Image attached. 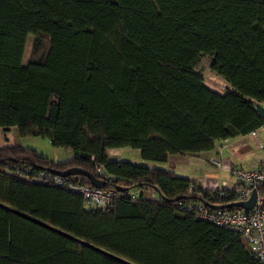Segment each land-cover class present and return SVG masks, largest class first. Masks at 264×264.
Segmentation results:
<instances>
[{"label": "trees", "instance_id": "obj_1", "mask_svg": "<svg viewBox=\"0 0 264 264\" xmlns=\"http://www.w3.org/2000/svg\"><path fill=\"white\" fill-rule=\"evenodd\" d=\"M202 55L223 78V93L197 70ZM257 103L264 105V0H0V128L73 153L60 161L0 145V203L136 264H263L241 234L178 207L217 205L196 180L172 163L109 153L130 147L166 164L170 154L211 150L264 125ZM72 166L105 181L114 192L108 206L88 208L51 176ZM233 187L223 205L240 184ZM146 190L160 193L148 198ZM0 264L126 263L0 206Z\"/></svg>", "mask_w": 264, "mask_h": 264}, {"label": "built area", "instance_id": "obj_2", "mask_svg": "<svg viewBox=\"0 0 264 264\" xmlns=\"http://www.w3.org/2000/svg\"><path fill=\"white\" fill-rule=\"evenodd\" d=\"M214 88L221 93L224 91V89L216 86ZM250 134L254 137L258 136L257 130L252 131ZM259 145L264 150V144L261 141H259ZM214 162L220 165L216 160ZM227 168L235 177L236 183L240 184V188L236 191L234 199L227 200V202L247 201L255 191L257 193L256 201L250 210L240 207L212 208L204 202L194 200L180 202L178 207L193 212L197 217L212 222L217 226L238 232L245 238L255 257L264 264V198L262 196L263 193L260 192V189L264 186V159L252 169L235 166ZM51 176L59 182H66L70 188L81 193L85 198V204L88 208L106 207L114 196L113 190L105 187L97 188L88 183L74 182L69 177ZM234 185L226 186L224 184L223 187L200 186L201 188L208 189L204 191L207 198L217 201L215 202L217 205H222L224 202L220 201L228 197L227 192L228 190L233 191ZM224 188L228 189L225 190ZM194 189L195 186L191 184L190 190ZM129 195L136 198L132 190L129 192Z\"/></svg>", "mask_w": 264, "mask_h": 264}, {"label": "crops", "instance_id": "obj_3", "mask_svg": "<svg viewBox=\"0 0 264 264\" xmlns=\"http://www.w3.org/2000/svg\"><path fill=\"white\" fill-rule=\"evenodd\" d=\"M264 125L257 130L258 136L254 137L250 133L249 134H238L223 140H219L216 143V146L208 151H203L195 155L191 154H170L168 156V162L164 164V167H168L170 163L176 166V171L182 177L193 179L199 182L201 186L205 187H223L224 184L226 186H231L234 184H229L230 182L236 181L235 177L229 171L227 167L235 166L241 167L245 169H252L256 167L263 159H264V150H260L258 153H250L245 151L244 148L248 141H261V129ZM6 135V134H5ZM7 138V135L5 136ZM248 139V140H247ZM262 142V141H261ZM255 145V144H254ZM256 147V146H255ZM258 147V146H257ZM226 148L228 149V153H226ZM119 153V157L117 155ZM130 152H134L136 156L139 158L141 156V152L139 149H134L130 147H116L110 148L109 153L115 159H125L129 155ZM230 152H233V155H230ZM236 152H239L237 155ZM121 156V157H120ZM142 158V157H141ZM214 160L220 163L218 165ZM205 169L207 172L214 173V171H222L224 175L220 178V182L210 181L208 182L202 174H198L197 169ZM195 172V173H194ZM194 173V174H192ZM196 175V176H194ZM227 179V180H224ZM209 183V184H208ZM150 194H153V197H157V193L146 190L145 195L148 197Z\"/></svg>", "mask_w": 264, "mask_h": 264}, {"label": "rangeland", "instance_id": "obj_4", "mask_svg": "<svg viewBox=\"0 0 264 264\" xmlns=\"http://www.w3.org/2000/svg\"><path fill=\"white\" fill-rule=\"evenodd\" d=\"M35 37L31 34L29 35L25 47V52L23 55V63L26 65L28 63V58L30 56L31 48L34 43ZM210 62H211V57L209 55H202L199 61L196 64L197 70L202 73L205 78L207 84H209L211 87H218L220 89H224V80L222 77L217 75L212 69L210 68ZM7 135L8 139H5V136ZM261 141L264 144V127L261 129ZM248 140V139H247ZM20 143L24 146H30L35 149H37L39 152L44 153L45 155L49 156L51 159H56L60 161L67 160L72 157L73 153L70 150H66L63 147H57L54 146L49 138L47 137H42V136H21L18 135V130L16 127H14L10 132H3L2 129L0 128V145L5 144V143ZM249 144L247 143L244 150L250 153H258L262 148L259 145V142L256 141H248ZM255 144V145H254ZM256 146V147H255ZM258 146V147H257ZM228 149L226 148V153H228ZM119 153L117 152V155L119 157ZM238 156L239 152H236ZM230 155H233V152H230ZM121 157V156H120ZM115 158V157H113ZM121 160H128L131 162H134L136 164H143L147 166H163V162H157V161H152V160H145L141 158V156L138 158L134 152H130L125 159ZM214 161V159H213ZM198 174H202L203 178H205L208 182L210 181H217L218 183L220 182V178L224 175V172L222 171H214V173L207 172L205 169H197ZM195 173V172H194ZM192 173V174H194ZM181 176V175H179ZM196 176V175H194ZM227 180V179H224ZM228 181V180H227ZM236 181L230 182L229 184H234ZM209 184V183H208ZM150 191V190H148ZM132 192L136 195V197L139 196L140 190L138 188L132 189ZM152 192V191H151ZM145 193V192H144ZM158 195V193H157ZM145 196V195H144ZM148 198H154L153 194H150Z\"/></svg>", "mask_w": 264, "mask_h": 264}, {"label": "water", "instance_id": "obj_5", "mask_svg": "<svg viewBox=\"0 0 264 264\" xmlns=\"http://www.w3.org/2000/svg\"><path fill=\"white\" fill-rule=\"evenodd\" d=\"M256 109H257L258 113L264 118V105H262L261 103H257ZM51 171H53V172H55V173H57L59 175H62V176H69V175H81V176H85L88 180L91 181V183L95 187L102 188V187L105 186V181L104 180L99 179L92 171L87 170V169H84V168L79 167V166H72V167H69V168H67L65 170H58V169L57 170H55V169L53 170L52 169ZM120 190L124 191L125 188H122V189L120 188ZM158 193H160V191H158ZM256 197H257V193L254 191L253 194H252V196H251V198L249 200H247V201L231 202L229 204H224V205L223 204L222 205H211V207L212 208L240 207V208H244V209L250 210L254 206V204H255ZM181 198H182L181 196H178V197L174 198L173 200L174 201H177V200H180ZM0 206L5 207L7 209H10V210H12V211L16 212L17 214L22 215L24 217H28L29 219H31V220H33V221H35V222H37V223H39V224L47 227V228H49V229H51L53 231H56L58 233H61V234L65 235L66 237H69V238H71V239H73V240H75V241H77V242H79V243H81V244H83V245H85L87 247H90V248H92L94 250H97V251H99L101 253H104L106 255H109V256H111V257H113V258H115V259H117V260H119L121 262H124L126 264H136V263H134V262H132V261H130L128 259H125V258H123L121 256H118V255H116L114 253H111V252H109V251H107V250H105V249H103V248H101L99 246H96L94 244H91L89 242H86L84 240H81V239L77 238L74 235H71L69 233L63 232L60 229H58V228H56L54 226H51V225H49V224H47L45 222H42L40 220H37L35 218H32V217H30V216L22 213L20 211H17L15 209H12L9 206H6L5 204L0 203Z\"/></svg>", "mask_w": 264, "mask_h": 264}]
</instances>
